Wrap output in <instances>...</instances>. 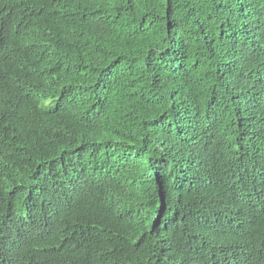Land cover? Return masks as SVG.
Returning <instances> with one entry per match:
<instances>
[{
  "label": "trees",
  "instance_id": "16d2710c",
  "mask_svg": "<svg viewBox=\"0 0 264 264\" xmlns=\"http://www.w3.org/2000/svg\"><path fill=\"white\" fill-rule=\"evenodd\" d=\"M0 264H264V0H0Z\"/></svg>",
  "mask_w": 264,
  "mask_h": 264
},
{
  "label": "clouds",
  "instance_id": "9594fccd",
  "mask_svg": "<svg viewBox=\"0 0 264 264\" xmlns=\"http://www.w3.org/2000/svg\"><path fill=\"white\" fill-rule=\"evenodd\" d=\"M17 29H15L12 37L16 36L17 32H16ZM11 30L8 29V27H6L4 30H0V49H4L6 50V48H8L9 50H13V49H16L17 48V45H16V42H12V37L10 39V45L8 46L7 45V40H6V37L8 36V34L10 33ZM18 31V30H17ZM13 37V38H14Z\"/></svg>",
  "mask_w": 264,
  "mask_h": 264
}]
</instances>
